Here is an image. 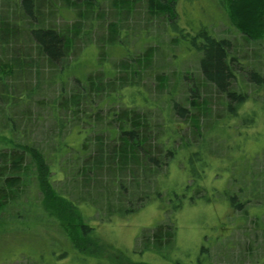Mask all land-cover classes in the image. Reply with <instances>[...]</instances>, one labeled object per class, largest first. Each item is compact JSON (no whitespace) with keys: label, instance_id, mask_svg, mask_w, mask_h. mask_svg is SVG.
Returning <instances> with one entry per match:
<instances>
[{"label":"trees","instance_id":"obj_1","mask_svg":"<svg viewBox=\"0 0 264 264\" xmlns=\"http://www.w3.org/2000/svg\"><path fill=\"white\" fill-rule=\"evenodd\" d=\"M14 1L13 11L10 12L7 9V14L0 18V101L2 104L15 103L22 98L34 96L40 86L37 87L36 84L30 87L29 80L32 72L35 70L39 74L44 66L50 67L51 71L55 68L57 72L49 73L48 82L49 84L60 82L61 87L48 101L40 100L39 102L43 106L47 104L45 107L50 109L51 117H56L55 121L59 128L64 127L61 119H68L71 116L72 128L76 134H82L85 137L89 132L93 134L92 137H84L81 140L76 160L71 162L61 160L63 149L69 148V145L60 135H56L54 140L57 148L48 162L47 151L38 150V146L41 145L30 138L28 126L20 129L17 124L14 126L9 122L10 130H7L8 124L5 123L2 130L6 133L0 132V212L4 211L8 205L19 204L17 197L19 183L23 177L29 180L31 176L35 179L36 187L43 194L42 201L46 209L59 222L66 223L70 227V237L74 243H78L79 249L87 254L100 255L90 235L93 227L81 221L84 216L81 206L90 205L97 210L98 207L90 198L91 193L95 192L98 199L102 198V201L106 202L105 216L101 215V220H111L113 216H127L135 212L149 200V194L145 193L147 180L165 179L169 168L168 163L172 161L175 153L173 149L176 139L172 138L169 145L163 147L164 143L159 140V135L155 132L162 130L164 136L171 138L173 134L177 135L180 130H184L185 124H188L190 139L198 141L201 136H204V141L198 143L200 150H193L188 158L189 176L192 181L189 185L185 184V192L179 193L173 187H169L166 198L152 192L163 212L169 213V222H158L148 231L143 232L142 247L138 251L139 255L145 251H153L164 258L169 257L177 248L175 215L183 207L186 194L189 191L194 192L195 196L188 197L190 202L195 198H203L208 202L211 200L200 181L209 166L206 156V154L209 155L206 139L210 137L207 134L209 117L202 110L210 108L209 104L212 100L202 97L201 92L206 93L207 90H212L211 93H215L218 99V101L215 99L216 102L224 106L231 120L239 118L244 126L247 122L248 124L255 122L254 110L239 113L242 105L248 101V94L243 89L238 91L234 88L237 77L235 66L240 64L235 56L237 48L228 39L216 38L205 25L189 32L182 28L175 19L172 9L174 0L117 1L121 11L119 14L116 4L114 6L116 12L113 15L111 12L110 15L114 20L119 18L122 24H124L123 20L128 22V14L132 9L138 16L137 23L140 19H144L145 23L152 22L155 16L166 17L168 13L169 17L164 19L169 21L168 33L171 37L167 42L169 46L174 41L180 42L187 51L193 49L200 54L198 63L201 76L194 80L196 84L193 83L194 87L187 94L184 104L174 100L170 103L171 112L181 119L184 126L177 124V127H173L172 120L169 118H164L163 124L159 122L152 124L154 115L149 111L153 108L147 104L144 87L138 84V80L142 79L140 76L144 75L147 78L155 74V81L161 80L154 66L159 51L158 45L147 44L144 47V42L141 52L134 54L129 43L132 34L127 29L119 31L121 25L111 22L107 31L105 27L98 31L107 32L104 39L98 40L100 46L96 45L99 48L97 63H102L103 70H99L100 66H98L95 71L83 77L78 76L72 71L74 64L67 62L77 50L76 41L80 35L81 26L78 21L74 24H58L54 17L62 6H71L78 16L81 15L87 20L91 19L97 8L96 0ZM229 3H231V18L235 26L249 38H264V0H229ZM99 19L101 21L104 18ZM94 27L91 21L84 35H90ZM148 30L149 28L147 35H141L142 41L148 40ZM125 32L131 37L124 41L120 40L119 35L123 36ZM132 33L135 35L134 31ZM138 37L140 38V35ZM102 41L108 43L121 55L119 57L121 73L114 78L109 76L105 69L108 68L106 66L109 63L102 60L104 57ZM118 45L124 46L125 49H119ZM155 54L157 55L154 60ZM235 62L238 64L235 65ZM70 76L74 78L71 93L65 96L67 94L65 81ZM182 77L178 74L173 78L170 95L179 89ZM246 77L257 84L264 83V76L255 70ZM186 101L190 103L186 104ZM103 106L109 108L103 115L108 122L101 127L99 122L103 120V116L97 115L96 111ZM78 120L83 123L88 122L92 128L84 129L83 123ZM104 132L108 134L102 137L100 134ZM190 139L188 141H191ZM188 144L186 143L185 146ZM237 149L240 150L239 147ZM79 157L83 158V162L76 164L80 160ZM61 165L63 168L60 170L65 177L72 176L75 180L79 176V182L89 192L87 195L81 194L76 195L77 198H71L67 193L59 192L58 189L54 192L52 189L54 182L62 180L58 178V170L51 174V167L59 169ZM31 166L35 169L30 173ZM36 170L38 177L34 175ZM104 182H107L108 186ZM100 188H106L107 191L98 192ZM223 195L232 209L241 212L243 209L244 214L247 213L249 216V206L242 207V195L228 192ZM256 216L259 218L258 214ZM241 219H236V222L238 223ZM78 222L81 224L79 230L75 228ZM208 236L212 241L221 240L218 236L214 240L211 235ZM115 256L120 257V260H127L120 250L116 251ZM134 262L146 264L143 261ZM173 264L193 263L191 260L183 262L180 259H173ZM194 264H214L210 262L207 250L202 243Z\"/></svg>","mask_w":264,"mask_h":264},{"label":"rangeland","instance_id":"obj_2","mask_svg":"<svg viewBox=\"0 0 264 264\" xmlns=\"http://www.w3.org/2000/svg\"><path fill=\"white\" fill-rule=\"evenodd\" d=\"M117 1L121 0H96V11L88 20L81 15L78 16L71 6H62L57 10L54 19L58 24H74L78 21L81 26L80 35L76 41L77 50L68 58L67 63L74 64L73 73L82 77L95 71L98 66H100L99 70H103L102 63H97L99 48L96 45L100 46L98 40L106 37V31L111 22L121 25L119 31L127 29L132 34L131 37L125 32L123 36L119 35V39L124 41L131 37L129 43L134 54L141 52L144 42V47L147 44L158 45L159 51L154 66L161 80L155 81L156 74L147 78L143 75L140 76L142 79H137L138 84L143 85L147 104L153 108L149 111L154 115L152 124L157 122L163 124V119L169 118L172 120L173 127H177V124L183 127L184 123L181 119L171 112L170 103L174 100L184 104L187 94L196 84L194 80L201 76L198 63L200 54L193 49L187 51L180 42L174 41L169 46L167 43L171 38L168 33L169 21L164 19L168 13L166 17L155 16L152 22L145 23L144 19H138L139 23H137L138 16L132 9L128 14V22L123 20L124 24H122L119 18L114 20L110 15L111 12L112 15L116 12L114 9L116 4L118 12L121 11ZM14 6V0H0V18L7 14V9L12 12ZM172 9L178 24L188 32L205 25L216 38L228 39L235 45L237 48L235 56L240 64L235 62V65H238L235 66L237 77L234 88L238 91L243 89L248 94V101L242 105L239 113L252 109L256 114L255 122L251 124L247 122L244 126L241 119L231 120L227 116L224 106L216 102L217 97L215 93H211V89L206 93L201 92L202 97L212 100V105L209 104L210 108L202 110L209 117L207 134L210 137L206 139L209 155L205 153L209 166L200 181L211 200L208 202L203 198H195L190 202L188 197L195 194L192 191L186 194L183 207L175 215L177 248L169 256L170 258H164L153 251L138 254L142 247L141 234L158 222H169V213L163 212L152 192L165 198L169 187H173L179 193L185 192V184L189 185L192 181L189 176L188 158L193 150H200L198 143L204 141V136H201L198 141L189 138L188 124H185L184 130H180L177 135L173 134L171 138L164 136L162 130L156 131L155 134L158 133L159 140L164 143L163 147H167L172 138L176 139L173 149L175 153L172 161L168 163L169 168L165 179L147 180L145 193L149 194V200L144 202L145 204L132 214L116 215L111 220H101V215L105 216L106 202L102 201V198L98 199L95 192L91 193L90 198L98 207L97 210L94 206L80 205L84 215L81 221L93 227L90 235L100 255L87 254L79 249L78 243H74L70 237V227L50 215L42 201L43 194L36 187L35 179L30 176V182L23 177L19 183L17 196L19 204L8 205L4 211L0 212V264H135L134 261H143L146 264H173V259H180L183 262L191 260L194 264L201 243L204 244L211 263L260 264L261 262L264 264V83L257 84L246 77L253 70L264 76V38H249L235 26L231 18L232 7L229 0H174ZM99 18L104 19L100 21ZM91 21L95 27L90 35H84ZM103 27L106 31L98 32ZM148 28L149 38L147 41H142L141 35H147ZM102 48L104 51L102 60L109 63L106 66L108 68H105L107 74L112 78L120 75V52L105 42ZM118 48L125 49L122 45H118ZM156 55L153 57L154 60ZM40 70L39 74L34 70L29 80L30 87L36 84L37 87L40 86L34 96L22 98L15 103L2 104L0 101V132H4L2 127L9 122L14 126L17 124L20 129L28 126L30 138L41 145L38 146V150L47 151L48 162L57 148L54 138L60 135L69 145V148L63 149L61 160L75 161L79 143L85 136L73 131L71 116L68 119L62 118L64 127L59 128L55 121L56 117H51L50 109L45 107L47 104L43 106L39 102L40 100L48 101L61 87L60 82L51 84L48 82L49 73L57 72V69L53 68L51 71L50 67L44 66ZM178 74L183 76L179 89L170 95L173 78ZM73 79L70 76L65 81L67 86L65 96L71 93ZM190 101H186V104ZM108 109V106L99 108L96 111L97 115L103 116ZM102 118L103 120L99 122L101 127L108 122L104 116ZM9 124L7 130H10ZM83 127L86 130L92 128L88 122L83 123ZM92 134L89 132L86 137H92ZM107 134L108 132H104L100 135L105 137ZM189 139L191 141H188ZM186 143L189 144L185 146ZM79 159L76 164L83 162L82 157ZM60 168L63 166H59V169L51 167V174L58 170V178L62 180L54 182V188L52 187L54 192L58 189L59 192L67 193L71 198L89 193L79 182V176L75 180L72 176L65 177ZM34 169L35 167L31 166L29 172H34ZM36 172L37 170L34 175L38 177ZM104 183L107 185V182ZM101 191H107V189L100 188L98 192ZM225 192L242 195V207L249 206V216L247 213L244 214L243 209L242 212L232 209L223 195ZM240 218H242L241 221L237 223L236 219ZM80 225L78 222L75 228L79 230ZM208 235H211L213 240L216 236L221 240L212 241ZM117 250L125 254L126 261L115 256Z\"/></svg>","mask_w":264,"mask_h":264}]
</instances>
